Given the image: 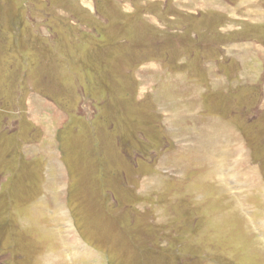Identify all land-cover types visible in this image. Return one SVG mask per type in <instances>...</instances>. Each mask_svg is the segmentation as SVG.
Listing matches in <instances>:
<instances>
[{
	"label": "rangeland",
	"instance_id": "rangeland-1",
	"mask_svg": "<svg viewBox=\"0 0 264 264\" xmlns=\"http://www.w3.org/2000/svg\"><path fill=\"white\" fill-rule=\"evenodd\" d=\"M0 264H264V0H0Z\"/></svg>",
	"mask_w": 264,
	"mask_h": 264
},
{
	"label": "crops",
	"instance_id": "crops-1",
	"mask_svg": "<svg viewBox=\"0 0 264 264\" xmlns=\"http://www.w3.org/2000/svg\"><path fill=\"white\" fill-rule=\"evenodd\" d=\"M217 144H218V142H217ZM219 146L222 147V148L231 149L233 144L228 142V143H225V144H222V145L219 144ZM233 152H235V151H233Z\"/></svg>",
	"mask_w": 264,
	"mask_h": 264
},
{
	"label": "bare ground",
	"instance_id": "bare-ground-1",
	"mask_svg": "<svg viewBox=\"0 0 264 264\" xmlns=\"http://www.w3.org/2000/svg\"><path fill=\"white\" fill-rule=\"evenodd\" d=\"M149 40V39H148ZM132 94V93H131ZM210 130V129H209ZM207 134V133H206ZM246 140V139H245ZM32 141V140H31ZM22 142V141H21ZM28 160V159H27Z\"/></svg>",
	"mask_w": 264,
	"mask_h": 264
}]
</instances>
